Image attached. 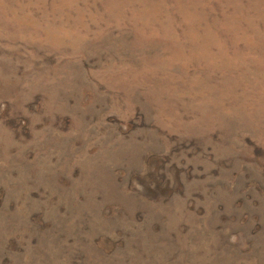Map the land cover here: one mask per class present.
<instances>
[{
	"label": "rangeland",
	"instance_id": "1",
	"mask_svg": "<svg viewBox=\"0 0 264 264\" xmlns=\"http://www.w3.org/2000/svg\"><path fill=\"white\" fill-rule=\"evenodd\" d=\"M148 1L0 0V264H264V1Z\"/></svg>",
	"mask_w": 264,
	"mask_h": 264
},
{
	"label": "bare ground",
	"instance_id": "2",
	"mask_svg": "<svg viewBox=\"0 0 264 264\" xmlns=\"http://www.w3.org/2000/svg\"><path fill=\"white\" fill-rule=\"evenodd\" d=\"M137 1H139V2H144L145 4H143V6H144V8H145V10H146V7H149V6H151L152 5V3L150 2V1H148V0H137ZM241 1V0H240ZM260 1V0H259ZM262 1H264V0H262ZM235 2V1H234ZM245 2V1H244ZM262 15H264V14H262L261 13V15L260 16H262ZM226 18V17H225ZM243 19V18H242ZM263 33V32H262ZM209 82V81H208ZM207 82V83H208ZM214 88V87H213Z\"/></svg>",
	"mask_w": 264,
	"mask_h": 264
}]
</instances>
